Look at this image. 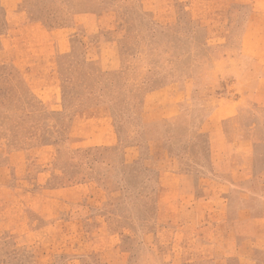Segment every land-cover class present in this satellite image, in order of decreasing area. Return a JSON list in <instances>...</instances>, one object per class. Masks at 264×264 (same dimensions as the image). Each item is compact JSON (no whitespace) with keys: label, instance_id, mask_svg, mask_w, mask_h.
Masks as SVG:
<instances>
[{"label":"rangeland","instance_id":"374dc122","mask_svg":"<svg viewBox=\"0 0 264 264\" xmlns=\"http://www.w3.org/2000/svg\"><path fill=\"white\" fill-rule=\"evenodd\" d=\"M20 6L17 27L0 6V264H264L263 187L233 179L264 175L248 168L264 156V0ZM187 80L170 137L126 144L143 95ZM225 100L239 103L216 173L198 129ZM101 115L117 144L80 147Z\"/></svg>","mask_w":264,"mask_h":264},{"label":"crops","instance_id":"0c3cea01","mask_svg":"<svg viewBox=\"0 0 264 264\" xmlns=\"http://www.w3.org/2000/svg\"><path fill=\"white\" fill-rule=\"evenodd\" d=\"M24 0H0V6L3 8L5 13L6 21L10 24V26L17 27L19 25H23L25 22V17H27V12L25 10L20 9V4ZM27 22V21H26ZM192 77H195L198 74L199 65L195 63L192 65ZM190 77V78H192ZM190 80V79H189ZM189 80L184 81L183 84L179 85H168L153 91H149L145 93L141 100V112H140V125L136 129H132L128 132L127 138L128 143H130V139L133 138L137 141H157L162 139V137L167 138L170 137V128L167 126L168 123H175L181 116V108L185 99L188 98V86ZM192 80V79H191ZM189 82V83H188ZM264 83L261 79L258 84ZM258 96V95H257ZM256 96V98H257ZM238 103L222 101L217 104L214 108L211 116L209 125L207 128H199L198 133H207L209 137V146L210 151L214 157V169L215 172L218 173L221 171V161L218 159V154L223 151L222 148L230 147V143L228 142L227 134L224 130V124L228 122L234 116L235 108L238 106ZM103 116V115H101ZM99 119H96V122H89L87 127L94 126V130L88 132L87 135H84L82 146L80 147H89V148H99V149H112L117 144L116 137L113 135L110 127V123L108 118L103 116ZM258 122V121H257ZM253 124L255 128L253 129H260V122ZM164 130V133L162 132ZM166 131L169 133L167 134ZM163 133V135H160ZM171 139V138H170ZM250 141H258L260 138H254L253 136L249 137ZM262 161V167H264V156L263 155H254L251 161H248L249 165L248 168L253 171L259 169L258 162ZM227 164H230V160H227ZM176 164V163H175ZM223 164H225L223 162ZM252 167V169H251ZM230 167V172H228V183H230V179L232 181V173H234ZM247 168V167H242ZM181 171L176 173L173 166H169L167 170L163 173L164 178V186L167 185L166 182L173 181L177 177H181ZM216 178L218 174H216ZM243 176H233L234 181H241L243 184H249L250 188H256V184L262 185V191H260L261 198L260 203L263 202L264 204V175L262 177H256L257 174L252 173H243ZM170 185V184H168ZM243 189L242 195H244V202H249L255 200L257 193H255L254 189ZM251 205H244L240 211H238V215H243L238 220H244L247 215L246 212H251ZM238 219V218H237ZM245 221V220H244ZM263 264V263H261Z\"/></svg>","mask_w":264,"mask_h":264}]
</instances>
